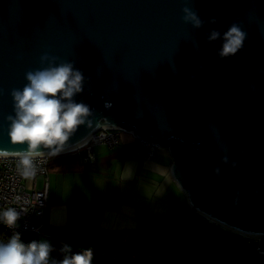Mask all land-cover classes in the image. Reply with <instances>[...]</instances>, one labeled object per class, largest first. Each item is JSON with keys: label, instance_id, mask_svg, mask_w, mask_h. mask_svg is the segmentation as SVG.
I'll return each instance as SVG.
<instances>
[{"label": "water", "instance_id": "water-1", "mask_svg": "<svg viewBox=\"0 0 264 264\" xmlns=\"http://www.w3.org/2000/svg\"><path fill=\"white\" fill-rule=\"evenodd\" d=\"M189 6L202 28L182 22L184 0H0V149L26 150L8 135L10 93L47 66V53L83 73L74 100L91 110V127L79 126L63 150L125 128L169 148L174 179L199 215L264 239V0ZM234 23L246 39L222 59ZM213 30L221 39L209 43Z\"/></svg>", "mask_w": 264, "mask_h": 264}, {"label": "crops", "instance_id": "crops-1", "mask_svg": "<svg viewBox=\"0 0 264 264\" xmlns=\"http://www.w3.org/2000/svg\"><path fill=\"white\" fill-rule=\"evenodd\" d=\"M94 153L95 161L87 165H82L77 155L51 163L46 214L51 241L69 242L74 254L93 249L92 264H111V251L116 249L141 252L138 260L142 264H159L160 260L169 264L223 262L202 261L189 254L200 250L195 246L201 244L205 232L209 234L213 229H200L203 222L209 221L192 208L174 179L171 168L175 159L169 148H161L155 159L147 160L143 148L127 135L115 150L99 145ZM41 183L40 179L39 187ZM165 226L175 228L177 233L162 245ZM218 227L223 243L227 239L236 245L243 240L254 243L251 238ZM45 241L37 238V242ZM62 255L53 247L50 264L61 261ZM221 256L224 262L231 261L225 259L224 252Z\"/></svg>", "mask_w": 264, "mask_h": 264}, {"label": "clouds", "instance_id": "clouds-1", "mask_svg": "<svg viewBox=\"0 0 264 264\" xmlns=\"http://www.w3.org/2000/svg\"><path fill=\"white\" fill-rule=\"evenodd\" d=\"M189 5L190 0H184L182 22L197 29L202 28L205 22ZM210 22L216 21L213 19ZM217 39H221L219 31L213 30L207 35L209 43ZM222 39L218 55L223 59L242 49L246 33L234 23L223 34ZM57 59L47 53L42 55L41 65L47 66L28 70L25 73L27 83L24 87L14 88L10 93L15 115L7 117L8 135L12 145H26V150L18 153L17 166L19 174L25 178L36 174L34 161L37 157L45 156L41 148L50 149L48 156H56L79 126L87 123L91 127V121L88 120L91 115L89 106L74 100L76 94L84 90L85 77L80 70L75 69L73 63L62 61L57 64ZM6 154L5 150L0 149V156ZM224 162H227V158ZM19 218L20 212L14 207L0 211V222L9 228L15 227ZM51 251L52 246L48 242L33 241L25 245L21 242L20 234L15 233L7 242L0 241V264H50ZM62 251L71 252V248L64 245ZM92 259L93 253L88 249L65 256L61 261L53 260L51 264H92Z\"/></svg>", "mask_w": 264, "mask_h": 264}, {"label": "built area", "instance_id": "built-area-1", "mask_svg": "<svg viewBox=\"0 0 264 264\" xmlns=\"http://www.w3.org/2000/svg\"><path fill=\"white\" fill-rule=\"evenodd\" d=\"M129 136L130 141L136 143L144 150V156L147 160H153L157 152L162 148L149 140L137 137L133 132L125 129H103L97 132L86 144L71 152L58 154L56 156L37 157L34 161L36 165V174L32 177L25 178L19 174L18 164L19 157L0 156V211L9 207H14L20 212V218L13 228H9L3 222H0V227L6 229L10 236L15 233L20 234V239L30 235L32 239L35 237H43L46 241H51L52 237L47 234L46 214L48 209L49 197V169L51 163L68 154L77 155L80 157L82 165H87L95 161L94 148L99 145L105 146L112 151L118 148L123 143V137ZM42 180L39 187V180ZM254 241L255 254L264 258V239H252ZM53 242L61 250L64 245L71 248L69 242L55 239ZM72 249V248H71ZM63 253H69L64 252ZM141 252L131 250L116 249L112 254L111 264H141L138 260ZM153 258V256H149ZM159 264H168L165 261H158ZM222 264H264V261H229Z\"/></svg>", "mask_w": 264, "mask_h": 264}, {"label": "trees", "instance_id": "trees-1", "mask_svg": "<svg viewBox=\"0 0 264 264\" xmlns=\"http://www.w3.org/2000/svg\"><path fill=\"white\" fill-rule=\"evenodd\" d=\"M206 227H210L211 229H213V232L209 231V234H207L205 232V235H203V238H201L202 242H201V244H199L200 250L198 252L197 251H192L189 254L192 255L194 258H196L198 260H202V261H207V260L218 261L219 260V261H223L222 263L229 262V261H225L224 262V259L221 256L222 247H223V239H222V232H221L220 228L218 226L214 225V224H210L209 222L205 221L200 226V229L202 231H204V230H206L205 229ZM164 229H165L164 230L165 237H164V239L162 241H160V244H162V245L164 243H167L177 233L176 229L173 228V227H170V226H165ZM11 237L12 236H10L8 234L6 229H4L3 227H0V241L7 242V240H9ZM37 238H39V237H35L34 239H32V237L30 235H28V236H25L24 238H22L21 242L24 243L25 245H28V244H30L33 241L37 242ZM48 243L52 246V248L53 247H57L58 251L59 250L62 251L53 242L48 241ZM95 248L102 250V248H100L99 246H97ZM91 251L93 252L94 250L92 249ZM113 251H111L112 254H113ZM71 255H74L73 249H71V252H69L68 254L67 253L66 254L63 253V255L61 256V259L63 260L65 258V256H71ZM111 261H112V258H111ZM130 263H133V262H130Z\"/></svg>", "mask_w": 264, "mask_h": 264}, {"label": "rangeland", "instance_id": "rangeland-1", "mask_svg": "<svg viewBox=\"0 0 264 264\" xmlns=\"http://www.w3.org/2000/svg\"><path fill=\"white\" fill-rule=\"evenodd\" d=\"M73 154H68L70 156ZM228 236V234H226ZM228 240V239H227ZM223 243L222 252L225 253V259H230L231 261H264V258L257 256L254 253L256 245L253 243L248 244L246 240H243L242 244L236 245L234 242L227 241ZM225 241V240H224ZM199 245L197 244L194 249H198Z\"/></svg>", "mask_w": 264, "mask_h": 264}, {"label": "bare ground", "instance_id": "bare-ground-1", "mask_svg": "<svg viewBox=\"0 0 264 264\" xmlns=\"http://www.w3.org/2000/svg\"><path fill=\"white\" fill-rule=\"evenodd\" d=\"M91 137H93V135H90L89 138H87L85 141L81 142L80 144H78V145H76V146H74V147H71V148L66 149V150H62L59 154L66 153V152H71V151H73V150H76V149L82 147L86 142H88V140H89ZM45 154H48V153H45ZM205 212H206V211H205ZM218 222H219V221H218ZM237 229H238V231L241 232V233H239V234H241V235H243V236H244V235H247V234H251L250 232L245 231L244 229H239V228H237ZM242 232H243V233H242ZM244 233H246V234H244Z\"/></svg>", "mask_w": 264, "mask_h": 264}]
</instances>
